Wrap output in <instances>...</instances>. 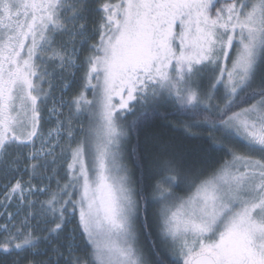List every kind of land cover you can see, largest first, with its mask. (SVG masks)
<instances>
[{
	"label": "snow or ice",
	"instance_id": "obj_1",
	"mask_svg": "<svg viewBox=\"0 0 264 264\" xmlns=\"http://www.w3.org/2000/svg\"><path fill=\"white\" fill-rule=\"evenodd\" d=\"M0 187V264H264V0H0Z\"/></svg>",
	"mask_w": 264,
	"mask_h": 264
},
{
	"label": "trees",
	"instance_id": "obj_2",
	"mask_svg": "<svg viewBox=\"0 0 264 264\" xmlns=\"http://www.w3.org/2000/svg\"><path fill=\"white\" fill-rule=\"evenodd\" d=\"M91 97V94L89 93V98ZM163 112H168L171 113L173 111L172 108L166 107L161 109ZM132 117L129 116V120H131ZM187 117L179 116V115H169L168 120H171L173 123L179 125L181 120H187ZM165 121H161L159 118L149 122L148 124L141 126L139 129L136 130V132L132 133L131 135V143L135 144L137 140L141 142V148L142 152L141 154L143 155V148L145 145L143 144L146 136H150L153 134H157L160 132H165L166 136L165 139L172 138L175 143H179L183 145L186 149L188 150H194L196 147L200 146V141L190 139L184 136L182 132L179 131H174L171 128H164L162 127L163 124H165ZM195 131V129H194ZM193 155H196V153L193 151ZM126 163L128 164V167L135 173L134 179H139L141 176V170L136 167V164L134 163L133 159L129 158L126 160ZM53 187H55V184L53 183ZM1 190V188H0ZM45 197H41V199H44ZM156 206L150 207L149 211H155Z\"/></svg>",
	"mask_w": 264,
	"mask_h": 264
},
{
	"label": "rangeland",
	"instance_id": "obj_3",
	"mask_svg": "<svg viewBox=\"0 0 264 264\" xmlns=\"http://www.w3.org/2000/svg\"><path fill=\"white\" fill-rule=\"evenodd\" d=\"M91 98V97H90ZM47 127H50V125H45V128H47ZM126 162V161H125ZM26 178V177H25ZM1 188V190L0 191H2L3 189H2V187H0ZM0 211H3V209L2 208H0ZM0 223H3V220L2 219H0Z\"/></svg>",
	"mask_w": 264,
	"mask_h": 264
}]
</instances>
